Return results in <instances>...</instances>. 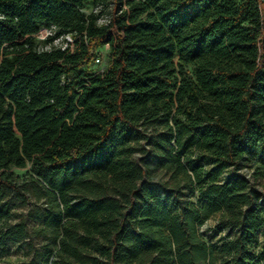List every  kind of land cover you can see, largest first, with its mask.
Segmentation results:
<instances>
[{"label": "trees", "instance_id": "16d2710c", "mask_svg": "<svg viewBox=\"0 0 264 264\" xmlns=\"http://www.w3.org/2000/svg\"><path fill=\"white\" fill-rule=\"evenodd\" d=\"M50 25L73 52L37 51ZM246 161L264 169V0H0V222L8 192L41 201L0 225L23 264H264Z\"/></svg>", "mask_w": 264, "mask_h": 264}, {"label": "rangeland", "instance_id": "374dc122", "mask_svg": "<svg viewBox=\"0 0 264 264\" xmlns=\"http://www.w3.org/2000/svg\"><path fill=\"white\" fill-rule=\"evenodd\" d=\"M90 6H87L89 8ZM99 55L102 58L101 64H93L92 69L94 71L99 70L100 68L108 65L110 62V48L105 45L99 49ZM30 166H26L25 168H12L15 175L19 177V181L27 178L30 175ZM241 171L248 177L252 182L256 183L258 190L261 192V197L264 200V169H260L257 171L254 163L251 161H246ZM189 198L192 202L197 203L198 199L196 197V192L189 194ZM2 202L8 204L9 206V217L0 222L1 226H10L21 220L22 218H26L27 216H33L35 213V209L39 207L41 201L35 200L34 197H29L28 199H24L19 197L14 193H7ZM216 222L217 216H213L198 225V231L201 236L208 242L214 243L218 238L224 234H226L227 229H223L222 231L216 230ZM29 228L36 225L35 221H33L32 217L28 219ZM256 243L260 244L264 237L260 232H256ZM27 256L25 255V250L18 246L13 242H6V245L0 248V264H23L25 260H27Z\"/></svg>", "mask_w": 264, "mask_h": 264}, {"label": "built area", "instance_id": "2783aa9c", "mask_svg": "<svg viewBox=\"0 0 264 264\" xmlns=\"http://www.w3.org/2000/svg\"><path fill=\"white\" fill-rule=\"evenodd\" d=\"M100 23H107V16H103L99 19ZM38 45L36 47L37 51H51L53 49H60L61 51L68 53L73 52L75 48L76 39L80 35L71 33H60L55 25L41 26L37 32L32 35ZM95 64H101L102 58L98 54L94 59ZM105 66L100 68L98 72H102Z\"/></svg>", "mask_w": 264, "mask_h": 264}]
</instances>
